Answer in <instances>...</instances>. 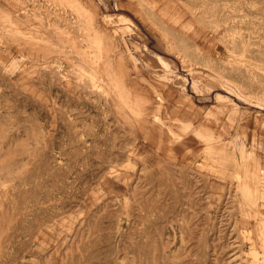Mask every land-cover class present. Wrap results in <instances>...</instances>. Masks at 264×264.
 <instances>
[{
	"label": "rangeland",
	"instance_id": "374dc122",
	"mask_svg": "<svg viewBox=\"0 0 264 264\" xmlns=\"http://www.w3.org/2000/svg\"><path fill=\"white\" fill-rule=\"evenodd\" d=\"M90 1L0 0V264H264V0Z\"/></svg>",
	"mask_w": 264,
	"mask_h": 264
},
{
	"label": "bare ground",
	"instance_id": "6f19581e",
	"mask_svg": "<svg viewBox=\"0 0 264 264\" xmlns=\"http://www.w3.org/2000/svg\"><path fill=\"white\" fill-rule=\"evenodd\" d=\"M73 5L74 6H80V8L81 9H77L78 10V19H79V13L80 12H82V14H85V15H91L92 13L93 14H96V13H98L97 12V10H98V8H97V6L93 3V2H91L90 0H83L82 2H78V0H74V3H73ZM64 8V7H63ZM159 11H161V10H159ZM157 13V12H156ZM79 24V20H78V22L75 24V25H73V22H72V24H70V26H71V30L72 31H74V29H75V26L76 25H78ZM70 30V31H71ZM222 31V30H221ZM108 69H109V67H108ZM108 69H104V70H107L106 72H108V74H110L111 72H109V70ZM103 70V71H104ZM107 76V75H106ZM136 113V112H135Z\"/></svg>",
	"mask_w": 264,
	"mask_h": 264
}]
</instances>
